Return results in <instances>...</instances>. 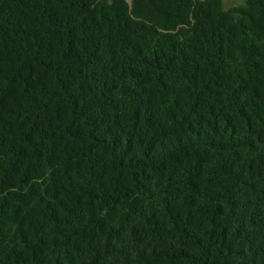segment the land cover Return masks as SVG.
I'll return each instance as SVG.
<instances>
[{"label": "trees", "instance_id": "trees-1", "mask_svg": "<svg viewBox=\"0 0 264 264\" xmlns=\"http://www.w3.org/2000/svg\"><path fill=\"white\" fill-rule=\"evenodd\" d=\"M0 264H264V0H0Z\"/></svg>", "mask_w": 264, "mask_h": 264}, {"label": "rangeland", "instance_id": "rangeland-1", "mask_svg": "<svg viewBox=\"0 0 264 264\" xmlns=\"http://www.w3.org/2000/svg\"><path fill=\"white\" fill-rule=\"evenodd\" d=\"M245 0H222L223 2V8L225 10H228L235 6H241L244 4Z\"/></svg>", "mask_w": 264, "mask_h": 264}]
</instances>
